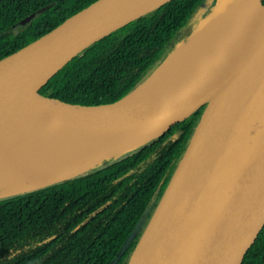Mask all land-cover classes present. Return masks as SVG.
<instances>
[{
    "label": "water",
    "instance_id": "1",
    "mask_svg": "<svg viewBox=\"0 0 264 264\" xmlns=\"http://www.w3.org/2000/svg\"><path fill=\"white\" fill-rule=\"evenodd\" d=\"M168 1L97 0L51 32L1 59L0 129L65 125L87 133L145 136V141L131 147L136 148L203 110L129 264H135L138 253L170 211L147 264H242L264 226V0H223L212 9L214 12L235 5L252 10L255 18L246 26L235 19L233 42L223 48L211 77L193 85L192 94L139 97L140 87L163 63L138 88L114 102L78 103L43 91L88 47ZM51 6L37 10L21 24H28ZM207 16L204 13L200 24ZM54 34L48 60L38 61L26 55V50ZM16 56L45 63L46 72L37 79L7 73L3 66ZM189 73L183 76H191ZM114 151L76 175L112 158ZM24 191L5 193L2 198Z\"/></svg>",
    "mask_w": 264,
    "mask_h": 264
},
{
    "label": "trees",
    "instance_id": "2",
    "mask_svg": "<svg viewBox=\"0 0 264 264\" xmlns=\"http://www.w3.org/2000/svg\"><path fill=\"white\" fill-rule=\"evenodd\" d=\"M97 0H0V60ZM212 0H170L103 37L43 91L109 103L143 84L194 33ZM52 5L28 24L21 21ZM203 110L138 150L74 177L0 198V264H129ZM242 264H264V226Z\"/></svg>",
    "mask_w": 264,
    "mask_h": 264
},
{
    "label": "bare ground",
    "instance_id": "3",
    "mask_svg": "<svg viewBox=\"0 0 264 264\" xmlns=\"http://www.w3.org/2000/svg\"><path fill=\"white\" fill-rule=\"evenodd\" d=\"M254 18L252 10L235 5L219 8L209 14L195 34L178 45L140 87L139 97L194 93L193 85L211 77L215 63L223 56V48L233 42L235 19L246 26ZM55 37L56 34L39 41L26 50V55L35 56L38 61L48 60L51 57L50 44ZM45 65L16 56L3 66V70L12 75L37 79L46 72ZM185 72L192 75L183 76ZM145 140V136L87 133L69 129L65 125L43 128L18 125L0 129V190L15 193L53 183L82 172L115 149L131 148ZM170 215L171 211L138 253L135 264L149 262Z\"/></svg>",
    "mask_w": 264,
    "mask_h": 264
},
{
    "label": "rangeland",
    "instance_id": "4",
    "mask_svg": "<svg viewBox=\"0 0 264 264\" xmlns=\"http://www.w3.org/2000/svg\"><path fill=\"white\" fill-rule=\"evenodd\" d=\"M221 1H223V0H212V2H211V4H210V6L205 10V14L207 13V15H209L208 13L212 10V9H214V8H216V6L218 5V4H220L221 3ZM215 10V9H214ZM212 12H213V10H212ZM201 21V20H200ZM200 21L198 22V24L196 25V27L198 28L199 27V25H200ZM140 147H136V148H130V149H127V150H124V151H119V150H115L114 151V154L111 156V157H114V156H117L118 158H120V157H124V156H126V155H128V154H130V153H132V152H134V151H136V150H138ZM119 155V156H118ZM116 157V158H117ZM25 192V191H24ZM4 195H5V193H3L1 190H0V198H2V197H4Z\"/></svg>",
    "mask_w": 264,
    "mask_h": 264
}]
</instances>
